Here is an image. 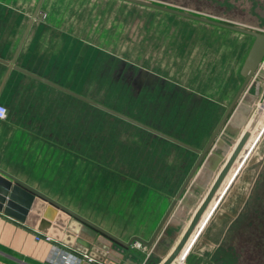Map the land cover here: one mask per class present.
<instances>
[{
  "label": "rangeland",
  "instance_id": "obj_1",
  "mask_svg": "<svg viewBox=\"0 0 264 264\" xmlns=\"http://www.w3.org/2000/svg\"><path fill=\"white\" fill-rule=\"evenodd\" d=\"M147 1L264 33V0ZM40 10L34 36L45 34L48 38L43 37L35 53L49 59L42 64L48 75L35 70L40 60L35 56L28 71L130 117L149 120L161 127L158 130L198 149L204 147L240 87V68L253 40L230 29L125 0H43ZM24 16L19 11H5L0 4L3 54ZM27 58L16 64L30 65ZM122 63L132 66L134 73L144 68L147 78L152 74L157 80L165 79L170 90L177 86L178 90L185 87L198 92L200 100L193 104L191 99H182L180 91L167 105L158 91H133L138 82L133 79L127 83L125 74L117 73ZM2 71L0 66V74ZM13 75L9 84L20 80L21 101L35 103L34 113L43 116L48 129L59 133L71 120L73 147L54 149L50 140L32 136L20 127L9 134L0 130L1 169L36 183L49 197L115 232H122L123 224L137 229L140 221L154 224L160 214L163 217L170 197L174 198L195 162L196 152L95 109L37 78ZM65 80L70 84L65 85ZM38 85L45 90H38ZM32 87L36 94L31 99ZM7 90L5 86L0 96L4 104ZM240 98L246 112L235 109L220 133L222 141L215 143L183 192L194 200L199 198V204L231 154L233 142L248 129L253 115H259L245 151L220 192L242 164L206 224L214 249L201 264H264V238L256 239L247 221L264 179V89L254 82ZM238 113L244 117L240 124Z\"/></svg>",
  "mask_w": 264,
  "mask_h": 264
},
{
  "label": "water",
  "instance_id": "obj_2",
  "mask_svg": "<svg viewBox=\"0 0 264 264\" xmlns=\"http://www.w3.org/2000/svg\"><path fill=\"white\" fill-rule=\"evenodd\" d=\"M125 1L132 2L142 6L155 8L169 13L177 14L180 16H184L204 23L216 25L226 29H230L242 34L249 35L253 38V40L247 52V55L242 63V66L240 68V75L243 77V81L240 87L238 88L237 92L235 93L234 97L232 98L231 102L229 103L222 117L220 118L219 122L217 123L211 135L209 136L204 147L202 149H198L154 127L142 123L126 114H123L117 110H114L99 102H96L88 97L82 96L76 92L66 89L59 84L51 82L49 79L45 77H41L35 73L28 71L26 68L17 65L16 59L20 53L24 41L31 29V26L43 2V0H37L33 12L12 54V57L10 58V60H5L0 56V63L6 65L7 67L0 82V92L8 78L9 72L11 71V69H15L25 74H28L34 78H37L42 82L50 84L58 89H61L73 95L74 97H77L99 109H102L116 117H119L127 122H130L140 128H143L157 136H160L166 140L174 142L198 154L186 178L184 179L183 183L181 184L174 198L171 200L165 214L163 215L162 219L160 220L159 224L157 225L156 229L154 230L153 234L148 240H144L138 236H133L128 241H123L113 236L112 234L106 232L105 230L99 228L95 224L91 223L89 220L73 212L67 207L59 204L53 199L47 197L46 195L34 189L27 183L23 182L22 180L16 178L12 174L0 168V212L2 214L20 223H26L29 220L32 221V219L40 213V205L36 198V196H38L43 198L44 200L49 201L51 204H54L55 206L64 210L65 212L71 214L75 218L67 226H65L66 227L64 233L65 235L62 240L63 244H61L63 247L62 257H61L63 262L65 259H67V261L69 262L75 261L77 258H79L80 260H84L83 255H88L89 257L94 258L96 262H100L104 264H138V260L132 259L134 258V255L131 252H128V249L130 248V246L134 241H139L146 247H152L151 252L145 255L143 259L144 264H152L155 263L156 259H160L161 257V255L156 254L154 252L157 246L159 247L161 246L163 252H166L172 247L175 236L170 235L168 238H163L162 240L160 238L161 233L167 232L168 230V226L166 222L168 221L172 213V210L174 209L175 204L183 196L184 190L186 189L187 185L190 183L192 178H194L195 174L197 173L199 167L201 166L206 156L209 155L215 143L222 141L220 137V133L225 130L227 122L233 116L235 109H237L238 106L240 105V103L236 104V102L238 98L242 94H244V90H246L248 83L255 75L258 65L264 57V33L255 30H250L247 28H242L236 25L220 22L217 20H213L210 18H206L203 16H199L175 8H171L165 5L157 4L155 2H150L147 0H125ZM144 72H145L144 68H141L140 73H144ZM153 78H155L154 75L150 74L148 82L151 81ZM241 101L242 98L240 99V102ZM253 122L249 126V128L245 130L243 133H241V135L237 139L231 154L223 163V165L220 167L214 179L212 180L208 190L206 191L204 196L200 199L199 204H197L194 211L192 212L188 225L183 231L182 235L180 236L178 242L175 244V246L170 251V253L166 256V258H164L161 264H174L175 261H177L179 258L183 262L184 256H186L187 252L191 248L196 238L199 236V234L206 226L207 222L213 216L220 201L222 200L224 194L226 193V190L231 185L232 181L234 180V177L238 172L240 165L242 164L241 163L239 165L233 177L230 178L228 183L220 192V189L223 186L224 181L226 180V177L228 176L230 170L234 167L241 153L245 151V145L250 137V129L253 125ZM263 130L264 127L261 130V132ZM261 132L259 134H261ZM237 134L238 132L235 134L234 137H236ZM257 138L251 144L243 160L247 157L249 152L255 146ZM218 162L219 160L215 161L213 168L209 170L208 175L210 174V171L215 169ZM43 217L49 219L46 214H43ZM97 232H100V234H98ZM162 242L163 244H161Z\"/></svg>",
  "mask_w": 264,
  "mask_h": 264
},
{
  "label": "crops",
  "instance_id": "obj_3",
  "mask_svg": "<svg viewBox=\"0 0 264 264\" xmlns=\"http://www.w3.org/2000/svg\"><path fill=\"white\" fill-rule=\"evenodd\" d=\"M12 1L13 0H0V4L4 6L5 11H19L23 14H26V18L24 16L22 22H20V24L17 26V29H16L17 31L13 34L12 40L10 41L8 52L6 51V53L3 54L2 51H0V56L5 60H10V58L12 57V54L19 42V39L34 9V8L32 9V2H34V0H17L15 2H12ZM45 6L43 7V9L45 8ZM66 11L67 10L65 9L64 12ZM35 22L36 21L34 20L16 61L19 65H21L20 64L21 61L25 58V56L28 55L27 59L30 65L28 64L24 65V68L27 69V67L33 66L34 56L37 59L40 58L38 64L35 66L36 68L35 70L43 75H48L46 72L42 71V68H43L42 64H44L43 62H46V61L48 62L49 59L46 60V58H44L42 54L35 53L36 51L35 47H37V45H39L40 42L44 40L43 37L48 38V36L45 34L44 35L39 34L37 36H34L35 27H36ZM47 24L49 25L48 22ZM0 66H2L3 68V71L0 74V82H1V79L7 67L6 65L2 63H0ZM13 71H15L14 75L15 74H22V75L25 74L18 70L11 69V71L9 72L8 78L2 87L0 96L2 94L3 88L5 86H8V90L4 93L5 98H3L5 105L8 108V113L5 119H0V130H2L5 134L6 133L9 134V131H11L13 128L20 127L23 130H28L30 132V135L32 136H41V138L44 140H50L52 142L54 149L56 146L57 148L60 147V151H63L62 146L68 145L70 148V149L68 148V150H72L73 128H72L71 120L68 121V125L65 129L62 128V130H64V133L62 132V130H60V132L57 133L56 131L52 129L51 130L48 129L50 127L45 125V122H43L44 121L43 116H39L37 112L34 113V109L36 108L35 103H33L32 100L25 101V102L21 101L23 97L19 93V87L20 85H22L20 80L14 81L11 84H9V81L13 75L12 74ZM62 74L63 76H65L66 72ZM28 76L32 77L30 75ZM258 81H256L257 85H260L264 89L263 81L261 79ZM70 82H71L70 80L68 81L65 80V85L66 84L69 85ZM47 85L52 87V85L50 84H47ZM37 87H38V90L39 89L45 90V86L38 85ZM32 88L31 89L33 92L30 95L31 99L36 94V91L34 90L35 88L34 87ZM69 89L71 90L72 88H69ZM56 90L63 91L58 88H56ZM64 93L69 94L65 91ZM16 95L18 97L17 100L15 99ZM70 96L72 95L70 94ZM64 151H66V149H64ZM4 170L12 174L16 178L22 180L23 182L27 183L28 185L38 190L42 194L46 195L47 197H49V195H47L44 191L40 190V188L36 185V183L31 184L25 179H23L22 177H20L19 175L13 172H10L6 169ZM200 194H201V191H200ZM36 198L40 205V213L36 217H34L32 221L29 220L26 223H20L16 220H13L5 216L4 214L0 212V262L4 264H104V263H100L96 261H88L87 259L80 260V261L76 259L75 261H70V262L67 261V259H65L63 262L61 258L63 247L61 244H63L62 240L65 235L64 234L66 230L65 226H67L75 218L71 214L58 208L54 204H51L49 201L44 200L43 198L38 197V196H36ZM49 198L53 199L54 201L58 202L59 204L71 210V208L66 206V203L60 201L59 199H56L53 196ZM172 198L173 197H170L169 203L171 202ZM198 199L194 200L190 196H186L184 193V195L177 201L168 221L166 222L168 226V230L167 232L161 233L160 235L161 240L163 238H168L170 235L175 236L172 247L166 252H163L161 249V246L160 247L157 246L154 252L156 254L161 255V257L160 259H156L155 263H152V264H161L164 258H166V256L170 253V251L173 249L175 244L178 242L180 236L182 235L183 231L188 225L191 214L195 209V206L198 204L197 203ZM72 211L79 214L80 216L89 220L91 223L95 224L99 228L105 230L106 232L112 234L113 236L123 241H128L133 236H138L144 240H148L153 234L154 230L156 229V226L159 224L160 219L162 217V214H160V216L157 218L154 224H151V223L142 224V222L140 221L139 224H137V227H138L137 229H130V226H131L130 224H123L122 225V228H124L122 229L123 231L115 232L111 228L98 222L94 217L83 215L73 209ZM43 214H46L49 219L44 218ZM207 225L204 227L202 232L199 234V236L196 238L191 248L187 252L185 260H184L187 264H201L203 262V257H205L206 255H209L211 251L214 249L213 248L214 244L211 241L210 235L206 231ZM97 233L100 234V232H97ZM37 234H41V235L48 234L51 236L52 241H46L42 238L37 240L35 238ZM158 242H161V241H158ZM161 244H163V242ZM53 246H55L56 248L58 247V250L53 248ZM151 250H152V247H145V248L139 249L131 245L130 248L128 249V252H131L134 255V258L132 259L138 260V264H144V261H143L144 256L149 254ZM52 254L58 258V262L49 260V257H51ZM177 261H175L174 264H177Z\"/></svg>",
  "mask_w": 264,
  "mask_h": 264
},
{
  "label": "trees",
  "instance_id": "obj_4",
  "mask_svg": "<svg viewBox=\"0 0 264 264\" xmlns=\"http://www.w3.org/2000/svg\"><path fill=\"white\" fill-rule=\"evenodd\" d=\"M37 0H34L33 4H32V9L34 8L35 6V3H36ZM178 3H180V0L177 1ZM188 2H183V4H187ZM223 28V27H222ZM226 29V28H225ZM246 35V34H245ZM249 36V35H247ZM251 37V36H249ZM118 72V71H117ZM165 80V79H164ZM126 82V81H125ZM158 94L159 95H162L163 98H165V103H167V105L170 104V100H173L174 97L178 96L179 95V92L181 91V97L182 99H191V102L194 104L196 102H199L200 100V94L198 93L197 95H194V97L190 96L188 91L185 89V87L182 89L179 88L178 90V87L175 86V89L173 88L172 91L174 90L175 93L174 94H171V90H170V87H168V84L165 82L164 85H160L158 87ZM177 90V91H176ZM191 90V89H190ZM134 91V89H133ZM136 91V90H135ZM149 91V90H148ZM139 92V91H138ZM151 93V91H149ZM154 93V92H152ZM182 101V100H181ZM183 102V101H182ZM89 104V103H87ZM90 106H92L93 108L95 109H99L91 104H89ZM114 110H117V108L115 107H112ZM100 110V109H99ZM102 110V109H101ZM104 111V110H103ZM106 112V111H105ZM108 113V112H107ZM123 114H126L128 115V113L126 112H122ZM112 115V114H111ZM114 116V115H113ZM129 116V115H128ZM115 118L117 119H120V120H123L119 117H116L114 116ZM133 117L134 119H137L141 122H144L145 124L151 126V127H154L156 129H160L161 127H159L157 124H154V123H150L149 120H146V119H142L141 117H138V116H131ZM125 121V120H124ZM127 122V121H126ZM132 124V123H131ZM134 125V124H133ZM136 126V125H135ZM143 131H146L147 133L151 134V135H155L143 128H141ZM264 176V175H263ZM252 204L253 206L251 207L250 209V213L248 215V219L247 221L249 222V225H250V230L252 231V234L254 236H256V239L259 238V237H262V239L264 238V179L260 182V186H259V190L258 192H256V196L254 198V200L252 201ZM251 204V205H252Z\"/></svg>",
  "mask_w": 264,
  "mask_h": 264
},
{
  "label": "flooded vegetation",
  "instance_id": "obj_5",
  "mask_svg": "<svg viewBox=\"0 0 264 264\" xmlns=\"http://www.w3.org/2000/svg\"><path fill=\"white\" fill-rule=\"evenodd\" d=\"M118 74L119 75H121V74H125V77H124V79H125V81L128 83V82H130L131 83V81L134 79L135 81H137L138 82V84H135L134 85V87H133V89H135L137 92L138 91H140L142 88H144V89H147V90H149V91H151V92H157L158 90V87L160 86V85H164V83H165V80L163 79V78H161L160 80H157V78L155 77V78H153L151 81H149L148 82V80H149V77L147 78L146 76H145V74L144 73H140V70L137 72V73H134V69H133V67L132 66H127V67H125V65L122 63V64H120V66L118 67ZM135 75V76H134ZM188 91V93H189V95L190 96H192V97H194V95H197L198 93L197 92H194V91H192V90H190V89H188L187 90ZM175 93V91L173 90H171V94H174ZM234 97V96H233ZM241 97V96H240ZM239 97V98H240ZM239 98H238V100H239ZM241 99V98H240ZM232 100V99H231ZM238 100H237V102H238ZM237 102H236V104H237ZM244 100H242L241 102H240V105H239V107H238V110H239V112L241 111V112H246V110H247V108L245 107L246 106V104L244 103ZM235 104V105H236ZM245 105V106H244ZM245 107V108H244ZM245 109L244 111L242 110V109ZM255 112H256V109H253ZM237 115V114H236ZM255 115V114H254ZM253 115V117H252V119H251V121H250V123L252 122V120H253V118L255 117ZM244 119V117H242V115H241V117L239 116V113H238V116H237V119H236V121L240 124L241 122H242V120ZM258 119H259V115H258V118H257V121H258ZM257 123V122H256ZM256 123L254 124V127H253V129L255 128V125H256ZM250 125V124H249ZM248 125V126H249ZM248 128V127H247ZM241 129V128H240ZM234 145V144H233Z\"/></svg>",
  "mask_w": 264,
  "mask_h": 264
},
{
  "label": "built area",
  "instance_id": "obj_6",
  "mask_svg": "<svg viewBox=\"0 0 264 264\" xmlns=\"http://www.w3.org/2000/svg\"><path fill=\"white\" fill-rule=\"evenodd\" d=\"M263 73V74H262ZM262 76L264 77V57H263V59L261 60V62L259 63V65H258V68H257V70H256V72H255V75L252 77V79L250 80V82L248 83V87H250L254 82H256L257 80H262L263 81V83H264V79L262 78ZM0 109H3V110H5L2 114H0V119H5L6 117H7V113H8V108H7V106L5 105V104H3V103H0ZM35 238L38 240V239H44V240H46V241H52V238H51V236L50 235H48V234H43V235H41V234H37L36 236H35ZM132 245L134 246V247H136V248H139V249H141V248H145L146 246L145 245H143L141 242H139V241H134L133 243H132ZM53 248H55V249H57L58 250V247L56 248L55 246H53ZM54 250V249H53ZM185 257L186 256H184V258H183V262H182V260L179 258L178 259V261H177V264H187L184 260H185ZM78 259V261H80V259L79 258H77ZM83 259H87L88 261H95V259L94 258H92V257H89L88 255H83ZM49 260H51V261H54V262H58V258L55 256V255H51V257H49ZM0 264H4V263H2V262H0Z\"/></svg>",
  "mask_w": 264,
  "mask_h": 264
},
{
  "label": "bare ground",
  "instance_id": "obj_7",
  "mask_svg": "<svg viewBox=\"0 0 264 264\" xmlns=\"http://www.w3.org/2000/svg\"><path fill=\"white\" fill-rule=\"evenodd\" d=\"M257 118H258V116L256 115L254 118H253V120H252V122H253V125H252V127H251V129H250V134H251V132L253 131V127H254V124L257 122ZM252 122L250 123V125L252 124ZM249 125V126H250ZM249 126H248V128H249ZM233 144H235V142H233Z\"/></svg>",
  "mask_w": 264,
  "mask_h": 264
},
{
  "label": "clouds",
  "instance_id": "obj_8",
  "mask_svg": "<svg viewBox=\"0 0 264 264\" xmlns=\"http://www.w3.org/2000/svg\"><path fill=\"white\" fill-rule=\"evenodd\" d=\"M4 111H5V110H3V109H0V114H2Z\"/></svg>",
  "mask_w": 264,
  "mask_h": 264
}]
</instances>
